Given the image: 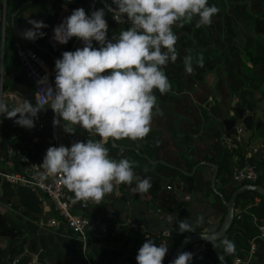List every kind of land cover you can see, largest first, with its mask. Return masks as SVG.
<instances>
[{"label": "trees", "instance_id": "obj_1", "mask_svg": "<svg viewBox=\"0 0 264 264\" xmlns=\"http://www.w3.org/2000/svg\"><path fill=\"white\" fill-rule=\"evenodd\" d=\"M27 1L4 0L5 6L10 7V13L22 5L14 16L16 28H19L16 17L26 8L37 5L40 0L31 3H26ZM90 1L52 0V3L69 10L79 7L87 14ZM213 5L219 12L212 17L210 25L197 28L196 17L183 27L173 26V32L177 36V60L174 63L169 61L162 68L171 88L163 95L154 91L157 104L153 109L149 134L143 140L124 139L114 142L117 146L130 149L112 147L109 141L104 146L108 150L109 158L117 162L128 159L133 163L136 176L141 179L150 178L152 187L147 192L152 196L156 195L161 179L164 180L163 189L166 184H173L174 181V185L181 188L179 192L193 195L196 190L203 197L211 196L210 206L221 212L216 230L225 209L218 194L209 186L210 176H202L205 166H197L190 176L178 169L190 172L194 165L202 161L215 164L217 172L214 188L225 200L241 185L235 184L230 178L233 167L230 152L221 146L219 137L224 123L239 120L252 130L253 137H259L260 143L264 139V0H208V6ZM5 17L8 20V15ZM106 18L104 16V19ZM121 27L127 30L130 24ZM34 42L50 50V45L43 37H38ZM16 43L19 47L31 46L11 31L9 21L3 24L0 20L1 54L3 56L5 50L10 49L12 60L20 65L16 56ZM187 55L193 57L191 74L185 71L184 58ZM200 55L203 57V67L196 63ZM50 81L55 85V74L50 75ZM0 86L2 91L13 87L34 96L33 84L24 72L11 78L10 82L2 73ZM231 102L234 112L228 115L227 109ZM260 102L263 103L261 116H257L253 121L252 113L257 111ZM8 108L12 109L9 106ZM157 109L162 115L158 114ZM17 119L19 118L7 119L6 114L0 115V156L4 155V143L13 130L22 134L23 145L29 143L24 133L25 127L17 125ZM34 146L39 158H44L47 149L42 144ZM143 155L151 160H161L167 166L150 164ZM256 171L257 177L253 183L264 187L262 151ZM135 186V180L131 185H114L113 192L118 191L119 195H105L110 207L115 204L123 205L125 201L136 202L142 193H133L131 188ZM0 203L10 207L8 212H0V264H84L79 256L77 240L55 232L37 230V225L32 221L38 219L40 208L36 197L27 188L0 182ZM18 206L22 207L21 212L16 211ZM120 211L118 210L119 214ZM82 213L107 217L104 213L96 214L88 208ZM113 213L111 209L108 217H112ZM180 221L184 220L177 214L169 225L171 236L167 241L168 251L162 264L184 236L202 232L201 228H193L194 232L181 233L178 228ZM259 224L263 226L261 237ZM118 229L112 232L107 228L105 244L92 245L91 256L94 257V264H113L122 257L130 240L123 234L120 226ZM2 238L8 239L5 246L1 244ZM137 238L136 235L133 241ZM222 238H227L235 244L234 253L225 255L224 264L230 263L233 256L245 258L251 243L254 245V251L247 264H264V197L252 191L237 194L231 223ZM192 245L181 252L192 254L189 264H220L218 256L223 254V246L219 239L213 244L204 242L203 251L192 252Z\"/></svg>", "mask_w": 264, "mask_h": 264}, {"label": "clouds", "instance_id": "obj_2", "mask_svg": "<svg viewBox=\"0 0 264 264\" xmlns=\"http://www.w3.org/2000/svg\"><path fill=\"white\" fill-rule=\"evenodd\" d=\"M112 3L116 10L107 5L106 8L113 13V18L118 23L130 24L118 38L114 37L115 42L106 41L105 10H96L90 17L83 9L74 10L54 29V39L66 44L71 38H77L85 46L64 52L55 62V90L42 89L36 105L22 100L11 110L0 100V115L6 114L7 119L19 115L15 123L21 127L34 126V118L44 108L40 103L43 99L45 103L50 102L49 107L61 118L54 119V125L61 124L69 134L78 126L100 137L96 142H76L71 147H49L42 163L47 172L58 176L60 183L73 194V203L85 205L88 202L99 204L105 195L113 192L114 185H131L135 180L133 193H146L152 187L150 178L135 175L133 163L128 159L117 162L109 158L104 145L109 139L137 141L149 134L157 104L154 91L163 95L171 88L162 68L169 61L177 60V36L173 26L183 27L196 17L197 28L208 26L219 12L215 5L208 6V0H112ZM29 23L33 27L23 33L25 39L34 41L44 35L39 30L47 25L34 20ZM93 41L100 47L93 48ZM196 63L203 67L202 55ZM192 64L193 57L187 55L184 58L186 73L193 72ZM157 112L162 115L158 109ZM172 220L169 215L168 221ZM202 222L203 218L199 217L197 224ZM178 228L181 233L194 232L187 220L180 221ZM201 237L212 244L220 240L223 246V254L218 256L220 264H224L225 255L235 251V244L227 238H218L216 234ZM167 251L166 245L157 246L148 240L139 249L136 264H162ZM191 260L192 254L184 252L173 264H189Z\"/></svg>", "mask_w": 264, "mask_h": 264}, {"label": "built area", "instance_id": "obj_3", "mask_svg": "<svg viewBox=\"0 0 264 264\" xmlns=\"http://www.w3.org/2000/svg\"><path fill=\"white\" fill-rule=\"evenodd\" d=\"M98 0H91L89 10L93 9ZM116 10L115 4L107 5ZM77 9H80L79 7ZM106 22L108 25V34L116 35L121 26L128 23H118L113 18V13L108 12L105 7ZM126 20V18H125ZM50 50L59 58H62L64 52H74L78 45L84 46V42L71 38L66 44L58 42L51 43ZM16 56L20 61L21 68L26 76L33 81L34 102L37 104L38 92L42 89L51 87L55 90V85L48 79V75L43 72V61L41 53L33 46H23L16 48ZM46 78V80H45ZM45 80V83L40 82ZM43 94V93H41ZM209 99V98H208ZM40 103L44 106L43 99ZM55 118L49 119V138L47 143L49 147H71L76 142H82L79 136H73L66 143L59 139L58 125L53 124ZM34 128L42 130L43 122L34 118ZM245 130L243 126L236 122H226L221 126L219 142L222 147L230 152V160L233 164L231 180L237 185L253 183L257 177L256 164L261 156V146L247 147L244 141ZM3 156H0V182H7L14 187H25L36 197L42 214H38V219L33 220L37 225L38 231L55 232L68 236L79 242L78 252L84 264H94V257L91 256L92 245H103L99 237L104 238L106 229L116 231L119 226L129 230L126 237L130 240L127 249L123 251L122 257L115 262L116 264H136V256L142 245L148 240H152L157 246L164 244L170 238L171 228L166 227L156 233H150L142 230L136 232V222L130 218H124L121 223L113 217H100L83 214L87 208L83 202L73 203V194L69 192L61 183L58 176H53L42 166L44 158H39L34 143L23 145L22 134L19 131L11 132L3 146ZM165 190H174V185L166 184ZM190 196L185 194L184 200ZM258 199H256L257 201ZM17 212L22 211V207L16 208ZM259 236H263V226L258 225ZM138 236L135 241L133 238ZM205 249L204 242H198L192 245L191 251L198 252ZM254 251L253 243L250 244L248 254L245 258L233 256L228 264H247Z\"/></svg>", "mask_w": 264, "mask_h": 264}, {"label": "crops", "instance_id": "obj_4", "mask_svg": "<svg viewBox=\"0 0 264 264\" xmlns=\"http://www.w3.org/2000/svg\"><path fill=\"white\" fill-rule=\"evenodd\" d=\"M113 4L112 0H98L95 4L94 8L92 10H89L86 14L87 16H91L92 12L96 11L95 8L98 10H105L106 5ZM78 8V7H77ZM10 7L5 6L4 0H0V20L4 24L6 21H9V11ZM77 10V9H75ZM74 10L66 9L62 6L56 5L55 3H52V0H50L47 10L41 17H37L38 22H43L47 27L40 29L39 31L43 32L44 35L42 36L48 44L57 42L54 39V29L58 27L66 18H68ZM40 13V12H39ZM8 15V20L7 17ZM106 16V13H105ZM33 15L29 13H24L23 16L19 20V28L23 29L24 31L32 29V24L29 23V19L32 18ZM124 28L120 27L119 30H116V35L112 34H106V41L115 42L114 37L118 38L121 31H123ZM78 40V39H77ZM93 48H99L100 45L93 41ZM16 46L19 45L16 43ZM85 46V45H84ZM84 46L78 45L75 49H82ZM35 48V47H34ZM75 50V51H76ZM1 51V47H0ZM41 53V58L43 61V72L48 75V79L50 80V75L55 74V60H53L50 56ZM12 52H10V49H6L2 58L0 57V80H1V74H5L6 80L10 82L11 78L16 76L17 74L23 73V69L19 64L14 63L12 60ZM58 57V56H57ZM59 58V57H58ZM61 59V58H59ZM25 74V73H24ZM28 77V76H27ZM30 79V78H29ZM31 80V79H30ZM32 84L33 81L31 80ZM20 86V84H18ZM0 100H3L7 103L9 107H15L19 103L22 102V100L30 101L33 105H36L34 102V96H29L26 92H22L15 88H7L4 91H2L0 86ZM49 103L45 104L43 109L38 112L37 116L35 118L40 119L43 124L44 128L42 130H38L34 128V126L29 129L25 128L24 133L29 143L34 144H42L44 148H47V143L50 141L49 138V119L50 117H54L57 120H60L61 118L56 116V114L52 111V109L49 107ZM19 118V115H17ZM58 125V131H59V139L61 142L66 143L70 138L73 136H79L81 141L86 143L89 141L91 137L95 138L96 141L100 140V137L96 136L94 133H88L85 132L80 127H76L74 129V132L72 134H69L64 130L61 124ZM14 131V130H13ZM252 138V140H247L245 133H244V143L247 147L257 145V140ZM206 168V166H205ZM202 169V176L204 178H207L210 176V173L207 176L206 169ZM163 183L164 180L161 179L159 182V189L156 191V195L152 196L148 192L142 193V195L138 198V200L135 201H125L123 205L121 204H115L114 206L110 207L108 199L106 198L107 203L101 208L92 211H95L96 214L104 213L105 215H108L112 213L113 211L118 213H113V218L115 220H118L119 223L124 218L130 217L132 218L136 223V232H141L142 230L150 233H156L160 231L161 229H164L166 227H169V225L174 221L177 214H180L181 218L183 220H187V222L192 225L193 228H201L202 232H212L215 230L216 226L218 225L219 218L221 216V212L214 210L210 203L212 201L211 196L203 197L198 191H193V195H189L190 198L188 200H184L183 196L185 192H179L181 190L180 186L174 185L175 182L173 181L172 185H174V190H165L163 189ZM114 193L115 197L119 195V192L115 191ZM99 212V213H98ZM42 214V210L40 209L38 214ZM172 215L173 220L172 222L168 221V216ZM132 216V217H131ZM199 217L203 218V222L200 224H197V219ZM122 229L123 234L125 233V236L129 230L126 228L120 226ZM117 229L116 231H118ZM106 235L104 238H101L99 241L101 243L106 242L107 239Z\"/></svg>", "mask_w": 264, "mask_h": 264}, {"label": "water", "instance_id": "obj_5", "mask_svg": "<svg viewBox=\"0 0 264 264\" xmlns=\"http://www.w3.org/2000/svg\"><path fill=\"white\" fill-rule=\"evenodd\" d=\"M35 0H28L26 3H31ZM22 8L21 6H18L13 12L10 13L9 15V25H10V29L11 31L22 41L28 43L29 45L35 47L36 49L40 50L42 53L50 56L53 60H55V62L59 59L54 53H52L51 51L40 47L36 42H34L33 40H28L25 39L23 37V33L25 32L23 29L21 28H16L14 26V16L17 14V12ZM89 140H92L93 142H96V139L91 137ZM110 145L112 147H120L121 149H130V147H126V146H117L111 139H109ZM261 149H262V154L264 156V139L262 141L261 144ZM137 153V151H135ZM142 157H144L150 164H162V165H166L167 164L161 160H151L149 157H147L146 155H143ZM202 165V166H207L210 167L212 169L210 178H209V186L212 189V191L216 194H218V196L220 197V200L222 202V204L224 205V214L222 217V221L219 224L218 228L212 232H199V233H189L186 236H184L179 242L178 244L174 247V249L171 251L170 255L168 256L166 262L164 264H173L174 260L178 257L179 254H181V252L189 245L198 243V242H208L207 240L203 239L201 237V235H213L216 234L218 235V238L223 237V235L225 234V231L228 229L231 220H232V216H233V204H234V200L237 194L243 192V191H252L255 192L256 194H258L259 196L264 197V187L255 184V183H246L243 185L238 186L237 188H235L228 200H225L222 195L217 192L214 188V183H215V176H216V172H217V166L213 163L210 162H206V161H202L196 165H194L190 172H185L181 169H178L180 172H182L185 175H192L193 172L195 171L196 167ZM172 167V166H170ZM116 264V263H113Z\"/></svg>", "mask_w": 264, "mask_h": 264}, {"label": "rangeland", "instance_id": "obj_6", "mask_svg": "<svg viewBox=\"0 0 264 264\" xmlns=\"http://www.w3.org/2000/svg\"><path fill=\"white\" fill-rule=\"evenodd\" d=\"M49 2H50V0H40L37 3V5H35L33 7L26 8L25 10H23L22 13L20 14V16H17L16 17V20H18L17 25H20L19 24V20L23 16V14L26 13V12L33 15V17L30 18L29 20H37V17L38 18L41 17L45 13V11L47 10V7H48ZM95 10H98V8L97 9L95 8ZM1 56H2V54H1V51H0V57ZM229 106L230 107H229V109H227V113H228V115H232L233 112H234L233 103L231 102V105H229ZM262 108H263V103L260 102L258 104L257 111L255 113H252V117H253L252 119H253V121L256 120L257 116H259V117L261 116ZM234 122L239 123V124H241L244 127V129H245V136H246L247 140H250V139L252 140V138H254V139L257 138V136H255V137L252 136V130L250 128H247L244 124H242L241 121L235 120ZM256 143H257V145H254L256 147H259L262 144V143H260V139L259 138H258V140H257ZM205 169L208 172L207 173V176H208L209 173L211 175L212 169L210 167H207V166H206ZM182 194H187V193H182ZM104 203L105 204L107 203L105 197L103 198L102 201H100L99 204H96V203H93V202H88L87 208L90 209V210H92V209L97 210V209L101 208V206H103ZM9 208H10L9 205L0 203V212L1 213L8 212L10 210ZM100 239H101V237H99V240ZM7 242H8V239L2 238V243H1L2 246H5L7 244Z\"/></svg>", "mask_w": 264, "mask_h": 264}]
</instances>
